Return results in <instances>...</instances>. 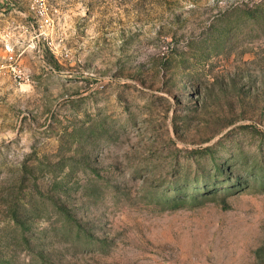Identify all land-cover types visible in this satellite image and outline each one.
<instances>
[{
	"label": "rangeland",
	"instance_id": "obj_1",
	"mask_svg": "<svg viewBox=\"0 0 264 264\" xmlns=\"http://www.w3.org/2000/svg\"><path fill=\"white\" fill-rule=\"evenodd\" d=\"M0 264H264V0H0Z\"/></svg>",
	"mask_w": 264,
	"mask_h": 264
},
{
	"label": "built area",
	"instance_id": "obj_2",
	"mask_svg": "<svg viewBox=\"0 0 264 264\" xmlns=\"http://www.w3.org/2000/svg\"><path fill=\"white\" fill-rule=\"evenodd\" d=\"M10 59L12 58L10 57ZM9 73L18 81H24L26 79V74L17 66L10 67Z\"/></svg>",
	"mask_w": 264,
	"mask_h": 264
},
{
	"label": "trees",
	"instance_id": "obj_3",
	"mask_svg": "<svg viewBox=\"0 0 264 264\" xmlns=\"http://www.w3.org/2000/svg\"><path fill=\"white\" fill-rule=\"evenodd\" d=\"M200 194L203 195V193H199L198 195L200 196ZM179 200H180V197L179 196H168L165 201L167 203H169V204H172V203L178 202ZM175 205H178V204H175Z\"/></svg>",
	"mask_w": 264,
	"mask_h": 264
}]
</instances>
